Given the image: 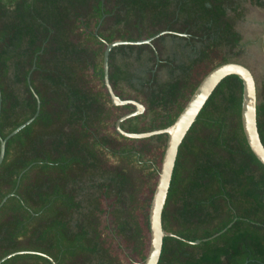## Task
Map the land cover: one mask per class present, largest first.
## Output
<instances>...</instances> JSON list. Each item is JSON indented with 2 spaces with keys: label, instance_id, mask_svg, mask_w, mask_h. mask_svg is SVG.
Here are the masks:
<instances>
[{
  "label": "trees",
  "instance_id": "obj_1",
  "mask_svg": "<svg viewBox=\"0 0 264 264\" xmlns=\"http://www.w3.org/2000/svg\"><path fill=\"white\" fill-rule=\"evenodd\" d=\"M246 4L264 8V0H0V137L32 117L39 99L0 163V201L11 193L0 205V258L16 252L0 264H131L114 237L142 264L166 135L116 132L133 106L110 103L105 45L153 37L113 46L108 78L120 98L145 107L123 130L165 128L211 68L244 55L236 23ZM241 95V80L224 77L178 147L161 213L172 235L157 264H264V165L242 131ZM256 100L264 146V80Z\"/></svg>",
  "mask_w": 264,
  "mask_h": 264
},
{
  "label": "water",
  "instance_id": "obj_2",
  "mask_svg": "<svg viewBox=\"0 0 264 264\" xmlns=\"http://www.w3.org/2000/svg\"><path fill=\"white\" fill-rule=\"evenodd\" d=\"M165 31H160L154 36L162 34ZM153 37H147L143 39L135 40H114L106 43L103 56H102V66H103V84L106 92L108 93L110 103L114 106L121 105H132L133 109L127 111L126 113L120 115L114 122V128L117 133L124 137L129 138H144L155 134L164 133L166 135L164 151L162 154L160 167L152 196L150 199L149 209H148V224H149V244L147 248L146 255L142 264H157L162 248V240L166 235H172L170 232H166L162 228L161 213L167 196L168 188L170 185L172 172L175 164V159L178 151V147L186 134L187 130L193 123L198 112L202 108L203 104L217 86V84L227 75H236L242 82V95H241V107H240V119L242 125V131L244 133L246 142L259 160L260 163L264 165V146L259 138L257 125H256V84L255 79L251 71L243 64L237 61H227L220 63L213 68H211L199 81L188 100L182 107L181 111L178 113L174 121L165 128L154 129L144 132H130L125 131L121 128V122L127 118L134 117L136 115L142 114L144 112V105L134 98H120L115 91L112 89L108 78V55L110 49L119 44H142L150 43ZM261 43L264 50V29L261 34ZM29 82V77H27ZM39 110V99L36 97V110L32 117L18 125L10 133H8L4 138L0 137V163L4 156L5 142L7 138L15 134L19 129L28 124L38 113ZM9 193L8 195H10ZM4 196L0 201V205L4 202L6 197ZM231 225V222L223 228L220 232L224 231L227 227ZM208 237L212 238L219 234ZM206 239V238H205ZM186 242H191L198 244L200 239H195L194 241L184 240ZM24 251H18L21 253ZM16 252L9 253L2 258L0 262L5 258L15 254ZM39 253V252H38ZM44 255L43 253H39ZM50 259V258H49ZM52 264L54 262L50 259Z\"/></svg>",
  "mask_w": 264,
  "mask_h": 264
},
{
  "label": "rangeland",
  "instance_id": "obj_3",
  "mask_svg": "<svg viewBox=\"0 0 264 264\" xmlns=\"http://www.w3.org/2000/svg\"><path fill=\"white\" fill-rule=\"evenodd\" d=\"M236 27L243 35L241 43L245 53L235 60L251 71L255 79L256 92H259L264 80V50L261 43V34L264 29V8L246 4L245 18L243 21L237 22ZM169 43H172V40H169ZM125 91L128 92L129 90L125 89ZM100 216L102 226L111 225L108 215L102 213ZM104 231L109 233L106 228ZM114 240L120 245L118 251L122 260L127 262L128 258L131 257L133 260L131 264H140L131 249L120 243L119 238L114 237Z\"/></svg>",
  "mask_w": 264,
  "mask_h": 264
}]
</instances>
